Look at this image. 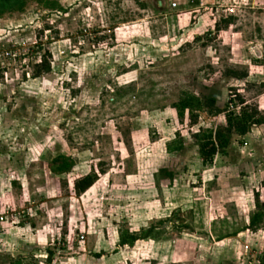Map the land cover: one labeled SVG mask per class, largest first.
<instances>
[{"label": "rangeland", "instance_id": "1", "mask_svg": "<svg viewBox=\"0 0 264 264\" xmlns=\"http://www.w3.org/2000/svg\"><path fill=\"white\" fill-rule=\"evenodd\" d=\"M0 264H264V0H0Z\"/></svg>", "mask_w": 264, "mask_h": 264}, {"label": "trees", "instance_id": "2", "mask_svg": "<svg viewBox=\"0 0 264 264\" xmlns=\"http://www.w3.org/2000/svg\"><path fill=\"white\" fill-rule=\"evenodd\" d=\"M211 103L214 102V99L210 100ZM181 110L189 109L190 104L189 101L181 102L180 106ZM219 113L218 111H215ZM229 130L228 132H238L239 135H244L247 132V125L245 118H228ZM234 122V123H233ZM262 121H256L254 124H261ZM229 138L227 136H223L220 132H216L214 138L209 137V142L201 147L200 155L202 157L203 163H211L214 155L219 152V150L224 149L225 146L228 145ZM96 181L95 176L86 175L85 177L79 178L75 181L74 189L75 193L81 194L84 193L87 189H89L94 182Z\"/></svg>", "mask_w": 264, "mask_h": 264}, {"label": "built area", "instance_id": "3", "mask_svg": "<svg viewBox=\"0 0 264 264\" xmlns=\"http://www.w3.org/2000/svg\"><path fill=\"white\" fill-rule=\"evenodd\" d=\"M173 6H175V5H173ZM2 219V218H1Z\"/></svg>", "mask_w": 264, "mask_h": 264}]
</instances>
